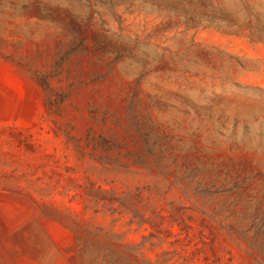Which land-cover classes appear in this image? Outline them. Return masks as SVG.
Wrapping results in <instances>:
<instances>
[{
	"label": "rangeland",
	"instance_id": "1",
	"mask_svg": "<svg viewBox=\"0 0 264 264\" xmlns=\"http://www.w3.org/2000/svg\"><path fill=\"white\" fill-rule=\"evenodd\" d=\"M0 264H264V0H0Z\"/></svg>",
	"mask_w": 264,
	"mask_h": 264
}]
</instances>
